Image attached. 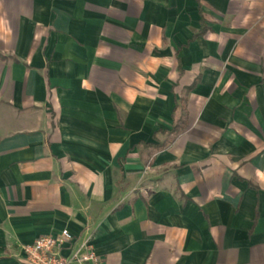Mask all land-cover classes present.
<instances>
[{
	"label": "crops",
	"instance_id": "0c3cea01",
	"mask_svg": "<svg viewBox=\"0 0 264 264\" xmlns=\"http://www.w3.org/2000/svg\"><path fill=\"white\" fill-rule=\"evenodd\" d=\"M65 228L264 264V0H0V264Z\"/></svg>",
	"mask_w": 264,
	"mask_h": 264
},
{
	"label": "built area",
	"instance_id": "2783aa9c",
	"mask_svg": "<svg viewBox=\"0 0 264 264\" xmlns=\"http://www.w3.org/2000/svg\"><path fill=\"white\" fill-rule=\"evenodd\" d=\"M22 251L26 264H104L93 249L91 236L79 241L67 228L56 235L44 234L32 243L22 244Z\"/></svg>",
	"mask_w": 264,
	"mask_h": 264
}]
</instances>
